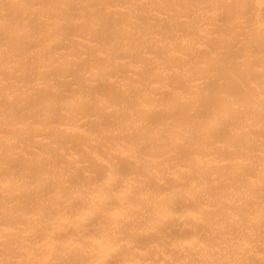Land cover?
<instances>
[{"label":"bare ground","instance_id":"obj_1","mask_svg":"<svg viewBox=\"0 0 264 264\" xmlns=\"http://www.w3.org/2000/svg\"><path fill=\"white\" fill-rule=\"evenodd\" d=\"M0 264H264V0H0Z\"/></svg>","mask_w":264,"mask_h":264}]
</instances>
